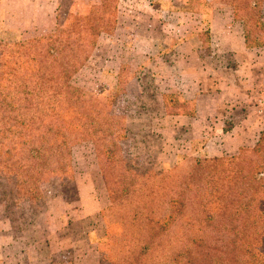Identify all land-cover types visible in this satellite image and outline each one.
<instances>
[{"label": "rangeland", "instance_id": "1", "mask_svg": "<svg viewBox=\"0 0 264 264\" xmlns=\"http://www.w3.org/2000/svg\"><path fill=\"white\" fill-rule=\"evenodd\" d=\"M150 1L0 0V52L5 43L48 37L65 26H69L70 32L74 29L65 38L74 44L84 43V49L71 55L74 61L83 63L68 72L66 81L87 98L100 101L103 138L98 149L93 137L73 140L68 174L46 177L40 198H35L36 183L30 178L36 177L34 173H29L30 177L23 169L3 173L0 264H100V244L107 222L112 221L111 230L119 236L122 223L131 221L135 214L131 210L136 209L133 203L139 189H144L140 197L143 201L159 205L163 192L169 186L176 189L189 177L198 160L214 161L216 166L219 160L230 174L232 169L243 170V175L251 170L259 178L258 172L264 171V129L257 141L234 156H207L202 152L204 140H193L185 128L175 133L176 119L169 117L193 109L192 103L182 95H169L164 112L160 109V90L155 87L149 92L143 88L141 77L147 81L153 74L167 72L156 54L145 56L147 51L156 53L154 47L129 45L136 32L134 23L145 24L152 17L147 12ZM255 1H259L257 7ZM153 2L160 8L191 11L236 6L237 19L247 24L250 44L264 45V2L260 0ZM132 6L140 7V13L128 12ZM172 16L176 17L165 15L166 21L175 22ZM76 17L83 19L85 30L77 27ZM185 17L194 24L191 16ZM255 103L259 115L264 117V90ZM13 160L22 163L18 155ZM151 190L159 191L158 195ZM138 210L144 212L141 207ZM139 234L144 233L137 229L133 235Z\"/></svg>", "mask_w": 264, "mask_h": 264}, {"label": "trees", "instance_id": "2", "mask_svg": "<svg viewBox=\"0 0 264 264\" xmlns=\"http://www.w3.org/2000/svg\"><path fill=\"white\" fill-rule=\"evenodd\" d=\"M75 20L85 30L83 19ZM69 30L57 29L64 39L56 32L5 43L0 52V179L5 171L23 169L26 177L34 173L35 198L41 197L46 177L68 174L73 140L93 137L98 149L103 139L100 101L66 81L68 72L83 63L74 61L72 53L85 48L65 38L74 29ZM17 155L21 164L13 160ZM216 161L217 166L198 160L176 189L163 192L159 205L143 201L144 189H139L131 210L135 214L121 225V239L107 222L100 264H264V171L259 178L251 170L243 175L232 169L230 174ZM136 228L144 234L133 235Z\"/></svg>", "mask_w": 264, "mask_h": 264}, {"label": "crops", "instance_id": "3", "mask_svg": "<svg viewBox=\"0 0 264 264\" xmlns=\"http://www.w3.org/2000/svg\"><path fill=\"white\" fill-rule=\"evenodd\" d=\"M138 8L132 6L128 12L140 13ZM147 9L152 17L146 25L134 23L129 45H151L156 53L147 51L145 56L161 58L165 75L153 74L147 81L141 77V84L149 92L160 90L162 111H167L166 99L174 94L194 106L168 114L176 119L175 133L188 129L193 140H204L202 152L210 157L234 156L257 141L264 129L255 103L264 90V45H250L246 24L237 19L233 7L191 11L156 7L151 0ZM167 14L176 16L170 17L175 22H167Z\"/></svg>", "mask_w": 264, "mask_h": 264}]
</instances>
